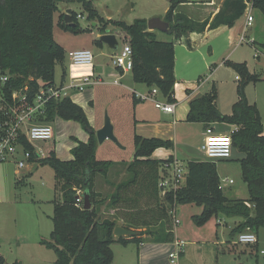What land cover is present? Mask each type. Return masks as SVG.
<instances>
[{
    "label": "trees",
    "instance_id": "16d2710c",
    "mask_svg": "<svg viewBox=\"0 0 264 264\" xmlns=\"http://www.w3.org/2000/svg\"><path fill=\"white\" fill-rule=\"evenodd\" d=\"M78 3L87 13V19H100L91 3L85 0H63ZM248 0H222L212 19L197 21L178 9L188 0H169V8L163 18L168 23L165 32L172 41H160L155 31L147 29L146 20L135 19L128 24L124 21H110L127 40L131 48L134 83L148 88H156L168 103H174V46L181 37L190 33L201 34L205 30H215L221 26L231 28L239 20ZM58 0H0V70L7 72L10 79L6 84L7 96L14 90L27 88L28 102L53 82V71L57 63L64 59V49L55 42L52 34L53 18ZM254 10L264 16V0H251ZM72 22L77 15L71 12ZM64 14L59 15V24L65 31L78 33L64 23ZM108 22V23H110ZM106 24V23H105ZM102 25L101 31L105 29ZM101 44L100 41H98ZM260 48L264 53V42ZM189 47V46H188ZM238 74L237 99L230 114H222L216 107L214 89L202 97L189 102L185 121L201 123L204 126L221 123L234 126L231 133L232 150L242 156L238 159L242 181L246 184L249 198L231 200L222 192L215 162L201 160L188 161L186 178L182 186L160 196L158 182L159 169L172 161L151 159L159 148L173 149L172 141L160 138H133L134 159L129 164L101 161L96 158L97 139L89 133L87 142L76 141L70 150L72 159L62 161L53 152L44 159H36L34 149L25 140L24 149L30 152L29 161H39L49 166L60 181L61 202L54 203L51 216L52 231L40 244L51 250L56 260L54 264H111V245L145 242H173V219L171 211L177 206L193 204L201 207L199 215L192 216L193 223L204 226L211 217L217 221L234 220L229 237L244 232L257 235L264 228V125L257 106L249 103L245 88L249 83L260 81V77L248 71L246 63H228ZM66 69L63 70L62 78ZM58 117L79 122L88 127L83 109L70 98L49 100L39 122L49 123ZM112 172L125 175L113 187L106 208L112 210L111 217L102 218L101 206L106 200L93 188L96 176L107 178ZM87 191L91 209L83 210L76 204L77 193ZM120 221L121 226L136 234L131 237H115L113 230ZM257 237V236H256ZM255 245V249L257 248ZM264 260V255H263ZM0 264H8L0 255ZM10 264H19L14 261Z\"/></svg>",
    "mask_w": 264,
    "mask_h": 264
},
{
    "label": "rangeland",
    "instance_id": "374dc122",
    "mask_svg": "<svg viewBox=\"0 0 264 264\" xmlns=\"http://www.w3.org/2000/svg\"><path fill=\"white\" fill-rule=\"evenodd\" d=\"M85 1L91 3L92 8L102 18V23L98 18L88 20L86 11L78 3H68L63 0L57 2L58 11L54 14L52 34L55 42L64 49L65 54L63 61L54 67L53 82L56 86L61 85L63 70L66 69L62 84L64 82L65 85L68 84L71 75L68 53L85 49L93 55L95 78H100L103 83L87 86L82 92L71 91L68 95L71 100L79 101L80 105H78L84 111L88 127L82 126L77 121H67L55 117L53 121L48 123L53 129V139L32 142L31 146L35 155L39 159H44L50 152H53L59 160L68 161L72 159L69 150L75 145L76 140L86 142L89 133L98 131L107 117L112 125L117 143L109 139L101 144L97 142L95 155L98 160L131 163L134 159L133 138L143 130L141 126H145L138 124H148L149 127H144L145 130L151 131L153 129L157 134L163 136L160 139H170L173 142V149L159 148L162 149L160 155L155 153L159 149L153 152L156 157H159L156 160L162 162L175 157L182 163L183 167H186L188 159L206 160L200 151L205 140L204 125L188 123L184 121L185 117L179 113L175 117L164 115L154 107L153 102L148 100L138 102L133 106L132 92L125 94L120 86L110 85L114 80L110 75L117 74V70L112 65V60L122 45L127 43L124 36L111 25L110 21H124L130 24L135 19L147 21L157 17L163 20L169 8V0ZM245 9L242 17L235 24L234 37L237 34L239 36L240 30L245 24L247 13ZM67 10H71L75 15L80 16L75 23L73 22L79 28L78 33L65 31L59 24V15L65 14ZM178 10L184 14L187 13L189 17L197 21L204 17L201 6L194 7L193 11L190 12L183 8ZM252 15L254 20L247 29L246 35L248 38H253L255 44L243 43L235 48L233 45L226 44L224 31H217L211 34L212 37L208 40L210 44L207 46H204L205 44L197 45L199 40L192 47L190 62L187 64L186 60H183V53L181 57L180 54L177 55V82L181 86H186L197 85L198 81L203 80L205 83L201 85L200 92L205 94L214 89L216 105L220 111H223V114L231 113V105L236 99L235 91L238 82L236 80L238 74L228 63L223 65L225 60H229L230 63L245 62L251 73H257L262 81L249 83L245 88V93L247 92L249 102H253L255 98H258L259 101L264 99V54L259 46L264 42V16L254 9ZM102 25H104V32L101 31ZM106 33L116 36L118 45L115 50L109 49L103 43H98L99 37ZM155 33L160 41L173 40L171 36L165 33H163L164 35L158 31ZM209 46L213 49L212 56L209 53ZM254 46H257L256 50ZM174 47L179 53L181 49L176 45ZM93 82L95 79L91 80V83ZM136 88L139 93L150 90L143 85H137ZM157 100L164 102L160 95L157 96ZM262 111L264 113L263 108ZM206 128L214 129L212 131L213 137L227 138L224 141H229V133L232 129L230 125L216 123L208 125ZM241 156L239 152L232 150L230 159L215 161V164L226 161L224 162L225 165L218 169L221 173V180L232 181L230 184L221 183L226 195L234 198L231 200H247L249 198L237 161ZM18 160H23V168L16 167L15 162ZM173 172L172 168L167 169L165 174L162 173L160 179L170 180ZM122 177L113 179V181L118 182L123 179ZM95 179L94 184L96 186L93 188L100 191L101 197L106 200L101 206L100 216L109 218L113 212L106 208L108 198L113 191V187L109 184L110 177L96 176ZM59 183L60 181L54 175L53 170L47 165H42L38 160L29 161L18 154L15 161L8 159L6 162H0V242H3L0 253L9 263L14 262L17 258L19 264H27L28 262L29 264H54V253L47 249H40V245L34 241L26 242L21 246L5 242L13 235L12 228L15 221L17 230L22 225L24 232L28 234L36 230L35 223L38 219L42 220L39 224L41 229L46 226L44 216L51 212L52 201L61 202ZM166 192V190L160 191V196H164ZM169 211L171 215L173 214L172 227L174 226L173 229L177 235L175 240L185 242L184 254L178 258L176 264H264L263 255L260 254V251L264 250V228H260L257 232L258 243L255 249V245L237 243V236L229 237L230 225L234 220H223L229 224V227L218 226L217 220L211 217L204 226L198 227L191 219L192 216L201 213V209L196 205H182L175 211H171L169 208ZM26 213L30 215V218L27 219ZM28 220L32 225L27 222ZM174 220L178 221L175 225ZM118 223L120 221H117V225ZM120 248L123 250L122 247ZM166 249L168 250L165 254H161V258L158 259V264H171L168 252L170 249L174 251V241L170 242ZM115 251L117 253V249ZM120 255L125 258V261L134 260L133 254L132 256L130 254ZM116 257L119 263V254H116Z\"/></svg>",
    "mask_w": 264,
    "mask_h": 264
},
{
    "label": "built area",
    "instance_id": "2783aa9c",
    "mask_svg": "<svg viewBox=\"0 0 264 264\" xmlns=\"http://www.w3.org/2000/svg\"><path fill=\"white\" fill-rule=\"evenodd\" d=\"M246 20L244 27L238 37L237 45L254 44L253 38H248L246 33L247 29L251 26L254 18L252 15L251 0L246 2ZM80 18V16H77ZM131 48L128 43H124L120 50L116 53L112 60L114 67L122 70L123 72H130L132 69ZM69 69L71 75L69 76L70 82L65 87L49 86L41 88L35 95L31 103L28 102L27 88L23 90H14L8 96L6 92V84L10 79L7 72L0 70V162H6L8 159L15 161L18 154L27 160L31 157L30 152L24 149L22 143L25 140L29 145L33 141H49L53 139V129L47 123L39 122V116L44 113V106L49 100H62L67 98L71 91L81 92L89 85V75L74 76L75 68L91 67L93 64V55L89 50H78L68 53ZM239 80V76H236ZM156 88H151L142 94H136L135 97L140 101H151L154 107L163 113H173L175 105L167 102H159L155 99L158 94ZM69 98V97H68ZM211 128L205 129V140L200 151L206 157L207 161L215 162L220 160L230 159L232 153L231 134L229 141H224L227 138L213 137ZM35 154V152H34ZM17 168H23V160L15 162ZM167 169H173V175L170 180H159V191H171L179 188L185 182L186 168L183 167L179 160H172L165 164ZM224 183H232L231 180H223ZM76 204L82 207L81 192L77 193ZM173 215V214H172ZM173 218V217H172ZM178 221L174 220V225ZM174 226L172 227V229ZM174 230V229H173ZM172 230V232H173ZM174 234V232H173ZM237 243L242 245H254L258 243V239L254 233L244 232L236 237ZM185 242L182 240H174V251L169 253V260L171 264H176L178 258L183 254V247ZM264 255V250L260 251Z\"/></svg>",
    "mask_w": 264,
    "mask_h": 264
},
{
    "label": "crops",
    "instance_id": "0c3cea01",
    "mask_svg": "<svg viewBox=\"0 0 264 264\" xmlns=\"http://www.w3.org/2000/svg\"><path fill=\"white\" fill-rule=\"evenodd\" d=\"M189 3L180 7V10H182V8L185 10V11H193L194 7L196 6H201L202 7V13L204 14V17L203 19H200L199 21H203L207 18H210L212 19V17L217 13V11L219 10V7L222 3V0H188ZM187 14V13H186ZM192 14V13H190ZM188 15V14H187ZM189 16V15H188ZM191 18V17H190ZM239 20H237L236 22H238ZM236 22L234 23V25L231 27V28H227L225 26H221L215 30H205L203 33L201 34H197V33H190L184 37H181V39L179 40V42L176 44V46L181 49L180 52L178 53L174 47V76H175V79L178 78L177 76V68H176V64H177V61H178V54H180V57L182 55V53L184 54L183 55V60H186V64L188 62H190V55H191V52L190 50L192 49V47H194V45L198 42L197 45L201 44V45H204V46H207L208 44V40L212 37V33H216L217 31L219 32H223L224 31V35H225V40H226V44L228 45H233L235 48L239 47L237 45V40H238V34L236 37H234V34H233V30L235 28V24ZM244 25L242 26V29H243ZM242 29L240 30L239 32V35L242 31ZM163 34V32H160ZM164 35V34H163ZM256 42H254L255 44ZM260 45V44H259ZM189 46V47H188ZM210 47V46H209ZM256 47L257 46H254L255 50H256ZM189 50V51H188ZM209 53H211V56L213 54V49L210 47L209 48ZM264 54V53H263ZM259 58V57H258ZM230 61L229 60H225L223 61V65H225V63H229ZM233 63V62H232ZM234 63H243V62H234ZM245 63V62H244ZM113 65V64H112ZM247 66V65H246ZM116 70H117V74H111L110 77L111 78H114L112 84L110 85H113V86H120L121 87V90L124 91V93H128V92H132V101H133V106H135V104H137L138 102H142L140 100H138L136 97H135V93L136 94H142V93H139L137 92V85H143V84H137V83H134L133 80H132V76H131V73L130 72H123L122 70L114 67ZM248 68V67H247ZM249 71V69H248ZM250 72V71H249ZM251 73V72H250ZM77 74H79L80 76L81 75H86V76H90L89 77V85H93V84H102V80L100 78H95V70H94V66L92 64L91 67H85V68H75L74 69V76ZM251 74H256L257 73H251ZM259 76V75H258ZM260 77V76H259ZM65 79V76L64 78H62V82H61V85H59L60 87H65L69 84L70 82V78L68 80V84L65 85V82L64 84L63 83V80ZM92 79H95V82L91 83V80ZM207 80V79H206ZM238 81V80H237ZM260 81H262V79L260 78ZM258 81V82H260ZM123 82V83H122ZM176 82H177V79H176ZM205 83L203 80L201 81H198L197 85H186V86H181L178 82L175 84L174 86V89H173V98L175 100L174 104L175 105V109H174V112L173 113H163L164 115H168V116H173L175 117L176 115H178V113L180 115H182L183 117L186 118V115H187V112H188V105H189V102L193 99H196V98H199V97H202L203 95H206L208 93H205L203 94L202 92H200V90L202 89L201 88V85ZM257 83V82H256ZM145 86V85H143ZM87 87V86H86ZM147 87V86H146ZM148 88V87H147ZM151 90V88H149ZM84 90V89H83ZM148 90V91H150ZM82 92V91H81ZM236 93V91H235ZM247 93V92H246ZM245 93V94H246ZM203 94V95H202ZM70 95V94H69ZM161 94H157L155 96V99L157 100V96ZM246 97H247V94H246ZM163 98V97H162ZM164 99V102H167L165 98ZM236 99H237V96H236ZM235 99V101H236ZM248 102H249V99L247 98ZM73 103L75 104H79V101L77 100H71ZM234 101V102H235ZM233 102V103H234ZM168 103V102H167ZM249 103H254L258 110H259V113H260V116H261V119H262V122H263V125H264V113L262 111V108L264 110V99H262L261 101L258 100V98H255L253 102H249ZM215 105H216V102H215ZM233 105V104H232ZM231 105V107H232ZM217 109L219 110V107L216 105ZM179 108V109H178ZM158 110V109H157ZM160 111V110H159ZM220 111V110H219ZM161 112V111H160ZM221 113L223 111H220ZM223 114V113H222ZM185 118H184V121H185ZM138 125H145V126H141L142 127V131L141 132H138V135L137 136H140V137H143V138H160L163 136L157 134V132L155 130H145L144 127H149L148 124H138ZM203 125V124H202ZM231 126V125H230ZM205 129H206V126H204ZM231 131L229 133V136L230 134L233 132V130L235 129L234 126H231ZM204 129V130H205ZM214 130V129H212ZM204 137H206V135H204ZM207 138V137H206ZM166 140H169L170 139H166ZM77 141V140H76ZM88 141V140H87ZM86 141V142H87ZM81 142V141H80ZM75 145H76V142H75ZM74 145V146H75ZM73 146V147H74ZM72 147V148H73ZM71 148V149H72ZM134 148V146H133ZM70 149V150H71ZM69 150V152H70ZM162 149H159L157 150L155 153L157 155H160L162 153L161 151ZM160 151V152H159ZM155 153L152 154L151 156V159L153 160H156L157 158L159 157H156L155 156ZM71 154V153H70ZM36 156V155H35ZM72 156V155H71ZM36 159L37 156H36ZM173 160H178L176 159L175 157H172ZM71 160V159H70ZM188 161H201V160H194V159H188ZM187 161V162H188ZM223 163H220V164H217L216 163V170H217V174H218V177L220 179V182L223 183V180H221V173L219 171L218 168H221V166H224L226 161H222ZM115 163V162H114ZM125 164V163H124ZM166 170L167 168L165 167V164L163 166V168H160L159 169V175L161 177L162 173H166ZM123 174H119V176L117 175V173L115 172H112L110 174V180L109 182H114L113 179H117L118 177H122ZM96 180V179H95ZM114 183H117V182H114ZM96 184H94L93 187H95ZM96 189V188H95ZM94 189V190H95ZM222 189V192L223 194L228 198V199H234L233 197H229V195H226V193L223 191V188L221 187ZM96 192L100 193V191L98 190H95ZM57 202L56 200L52 201V209H51V212L48 213V215L46 214L44 216V224L46 225L43 229H41L39 227V224H41L40 222L42 221L41 219H38V221H36L35 225V231L34 232H31L30 234L24 232V229L22 227V225H20L21 227L18 228L17 230V227H16V221L14 222V227L12 228V231H13V235L11 237H9L5 243H9V244H19L18 246H21L22 244L26 243V242H30V241H34L35 243L39 244L40 246V249H46L43 245L40 244V241L42 239H47L52 231V221H51V216H52V213H53V209H54V203ZM59 203V202H57ZM191 205V204H189ZM179 206L176 207V209H178ZM175 209V210H176ZM199 209H201V207H199ZM112 213V212H111ZM45 214V213H44ZM25 215H27V219L30 218V215L28 213H26ZM43 218V217H42ZM30 225L31 222L28 220L27 221ZM49 223V224H48ZM218 226H227L229 227V224L226 223L225 221H217L216 223ZM117 226H121V223H118ZM234 227V224L232 223L230 225V230ZM174 232V239L177 238V235H175V230H173ZM117 238V237H116ZM178 240V239H176ZM2 245H3V242L1 241L0 242V249L2 248ZM169 245V243H153V242H145V243H141L139 245H136V244H133V243H128L126 245H122V244H119L117 242H114L112 243L111 245V250L113 252V261L111 264H158V259L161 258V254H165V252L168 250L166 249V247ZM116 247V248H115ZM123 248V250H121V248ZM115 248V249H114ZM117 249V253H116V250ZM48 250V249H47ZM171 250V249H170ZM168 252L171 253L173 250H171ZM51 251V250H49ZM1 252V251H0ZM125 252V253H124ZM17 254V253H16ZM116 254H119V263L117 262V257H116ZM120 254H130L132 256L133 254V257H134V260H130L131 261H125V258L122 257ZM184 254V253H183ZM0 255H2L4 257L3 254L0 253ZM55 256V254H54ZM5 258V257H4ZM6 262L8 264H10L7 259L5 258ZM55 260H56V256L54 257V261L53 263H55ZM15 261H19V259H15ZM29 264V262L27 263Z\"/></svg>",
    "mask_w": 264,
    "mask_h": 264
},
{
    "label": "water",
    "instance_id": "95a60500",
    "mask_svg": "<svg viewBox=\"0 0 264 264\" xmlns=\"http://www.w3.org/2000/svg\"><path fill=\"white\" fill-rule=\"evenodd\" d=\"M71 12H72L71 10H67L64 14L63 20L66 25L74 28L76 24L72 22ZM146 24H147V29L149 31H158L165 33L168 30V23L157 17L147 20ZM93 26H95V24H93ZM99 41L105 44L111 50H115L118 45L116 36L110 33L101 35L99 37ZM95 136L99 144L103 143L106 139H109L112 142L117 143V140L113 134L112 125L107 117L105 118L103 126L98 131L95 132ZM81 198H82V209L90 210L91 202L88 192L84 191L81 195ZM135 234H136L135 232L125 229L122 226H116L113 230V235L115 237H131L134 236Z\"/></svg>",
    "mask_w": 264,
    "mask_h": 264
}]
</instances>
